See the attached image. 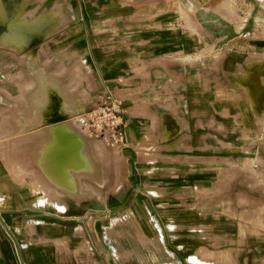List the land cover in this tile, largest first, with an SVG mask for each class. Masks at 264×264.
I'll list each match as a JSON object with an SVG mask.
<instances>
[{"label": "crops", "instance_id": "0c3cea01", "mask_svg": "<svg viewBox=\"0 0 264 264\" xmlns=\"http://www.w3.org/2000/svg\"><path fill=\"white\" fill-rule=\"evenodd\" d=\"M43 76L62 91L35 124ZM108 90L125 175L66 207L0 184V264H264L239 215L264 206V0H0V125Z\"/></svg>", "mask_w": 264, "mask_h": 264}, {"label": "rangeland", "instance_id": "374dc122", "mask_svg": "<svg viewBox=\"0 0 264 264\" xmlns=\"http://www.w3.org/2000/svg\"><path fill=\"white\" fill-rule=\"evenodd\" d=\"M38 91L40 94V98L36 99L30 106V114L32 115V117L36 119V121L34 122L35 124L48 121V119H45L44 117L48 116L53 111L55 103L58 99L54 95V93L61 92L62 88L55 79H51L46 76H43L38 84ZM59 99L61 100V97H59ZM59 108L61 111L62 110L65 111V109H67V111L65 112L71 113L72 115L74 113V110H71L69 107H67V105L63 101L60 102ZM20 115L21 114L19 112L14 114V116L10 117L9 113L5 112V114H3L1 119L2 124L0 125V131L2 134V142L0 143V167H2L6 171L7 175H4L2 177L0 184L7 185V187L10 184L11 190L12 189L17 191L23 190L22 191L23 197L27 199L29 198L31 202L34 203L50 202L58 205L57 203L49 200L47 196L49 193H47L44 182L41 180L42 177L41 173L43 172V170L45 173L46 172L45 169L48 170L46 172L47 173L46 176L50 177V180L53 182L57 181L56 183H52V186L57 192L64 194L62 198L66 201L67 205L69 204V201H73V200L80 201L82 199H76L75 197L70 196L69 192H67L68 188H66L67 185L65 179L63 178L67 168L66 166H64L65 164H68V166H72L71 169L74 170L75 173H77L75 177L78 176L76 177L78 180L76 184L81 182L80 186H82L85 189L88 187V184H90L89 188L92 187L93 189L94 188L96 189V187L111 188L110 185L111 186L113 184L115 185L116 182L125 175L127 164H126V159L124 157V154L126 153L124 149L122 150L121 148L120 151L119 148L110 146L105 142L101 141L100 139H98L97 141L86 140L85 132L80 127V124L77 119L78 113L74 114L73 116L71 115L70 118L68 117L69 120H72V122L74 123L75 128L80 132L79 136H75L73 138L72 135L70 136V134H68L69 129L66 130L65 128V127L68 128V126L64 125V122L65 120H67V118H65L64 121H62L61 123L56 124L58 127L56 125L55 126L53 125L52 127L51 126L31 127L30 123L26 125L25 122L20 120L19 118ZM54 122L57 121H51L48 123L52 124ZM54 127L55 128L57 127L56 128L57 130ZM61 127L64 128L65 130L62 129ZM58 129H59V133H57ZM47 130L49 132L52 131L55 134H59L60 136L62 135L63 138L62 145L58 144L57 145L58 148L56 149V151L48 149L49 141L46 142V139L48 137L49 132ZM52 132H50V134H53ZM67 135L70 137L68 138ZM65 137L68 140H66ZM74 138L75 140H73ZM66 142H69L70 145L69 143ZM51 143L54 142L50 141V144ZM45 144L46 146L44 147ZM66 145L68 146V148H66L67 147ZM71 145L74 150L72 148H69ZM64 148L65 150L62 151ZM68 149L73 150V152H71V150ZM114 149H116V153H114ZM262 150L264 151V148H262ZM65 151L67 152L65 153ZM56 153L57 155L60 154L59 155L60 157L63 156L64 161L65 160L66 161L62 162V164L60 165H57L56 164L57 160H55L56 157L53 156ZM66 154L69 155L67 156ZM49 162H51V164H49ZM243 165L248 167V161L244 160ZM55 185L56 187L57 185L59 187L56 188ZM1 194H3V192H1ZM106 194L102 196H94L90 198L103 197ZM238 197L239 196L237 195V198ZM242 200L244 201V204L246 206L241 208L239 211V215L241 219L245 221H249L250 219H252L253 221H255V218L257 217L258 220L261 218L264 221V206L254 207V204L250 199L248 193H246L245 197H243ZM60 207H64V206H60ZM236 210L238 211L236 207L226 209V211L227 212L230 211L231 214L236 212ZM262 223L263 224L259 225L261 226L262 229L261 228L258 229L256 225L258 223L252 224L250 226L255 228L256 231L258 232L259 231L264 232V222ZM245 226L248 229L249 224L247 223Z\"/></svg>", "mask_w": 264, "mask_h": 264}, {"label": "built area", "instance_id": "2783aa9c", "mask_svg": "<svg viewBox=\"0 0 264 264\" xmlns=\"http://www.w3.org/2000/svg\"><path fill=\"white\" fill-rule=\"evenodd\" d=\"M122 99L106 91L78 114V122L85 135L102 139L110 146L126 143Z\"/></svg>", "mask_w": 264, "mask_h": 264}, {"label": "bare ground", "instance_id": "6f19581e", "mask_svg": "<svg viewBox=\"0 0 264 264\" xmlns=\"http://www.w3.org/2000/svg\"><path fill=\"white\" fill-rule=\"evenodd\" d=\"M43 25V24H42ZM33 27V26H32ZM31 27V28H32ZM19 29V28H18ZM30 29V28H29ZM28 29V30H29ZM26 30V29H25ZM17 31H20V30H17ZM24 36V35H23ZM26 38V37H25ZM239 80V79H238ZM241 83V82H240ZM242 84V83H241ZM243 85V84H242ZM244 86V85H243ZM247 86V85H246ZM244 89V88H243ZM242 89V90H243ZM245 89H247V88H245ZM248 90V89H247ZM227 95V94H226ZM228 96V95H227ZM84 98V97H83ZM57 102V101H56ZM62 109V108H61ZM69 110V109H68ZM78 110V109H77ZM63 111V110H62ZM61 111V115L64 117V118H67V120H65V122H64V125H67L68 126V128L67 127H65V126H63V127H65L66 128V130H68L69 129V133L68 134H70V136L72 135V138L73 137H75V136H79V130H77L76 128H75V126H74V123L72 122V120H69V118H70V116H71V113H67V112H65V111H67V109H65V111H63L62 112ZM51 114V115H50ZM48 116H43L45 119H48V120H51L53 117H55V113H54V110L50 113ZM69 117V118H68ZM74 121H76V120H74ZM63 125V124H62ZM62 125H59V126H62ZM53 126V125H52ZM51 126V127H52ZM55 126V125H54ZM57 126V125H56ZM58 127V126H57ZM56 127V128H57ZM50 128V127H49ZM55 128V127H54ZM53 128V129H54ZM55 128V129H56ZM62 128V127H61ZM53 129H51V130H53ZM62 129H64V128H62ZM57 130V129H56ZM55 130V131H56ZM61 130V129H60ZM65 130V129H64ZM48 131V130H47ZM54 131V132H55ZM63 131V130H62ZM49 132V131H48ZM50 132H52V131H50ZM50 132H49V134H48V137H47V139H46V142L47 141H49V143H48V149H51V150H54V151H56V149L58 148V144L59 145H62V140H63V138H62V135L60 136L59 134H55V133H53V134H50ZM65 132V131H64ZM57 133H59V129H58V131H57ZM63 133V132H62ZM66 133V134H67ZM47 134H45V135H47ZM61 134V133H60ZM66 134H64V135H66ZM64 135H63V137H64ZM81 135V134H80ZM68 136V135H67ZM70 136H68V138L70 137ZM82 136V135H81ZM66 138V137H65ZM66 140H68L67 138H66ZM71 140V139H70ZM69 140V141H70ZM73 140H75V138L73 139ZM50 141L51 142H54V143H51L50 144ZM72 141V140H71ZM74 142V141H73ZM65 143V142H64ZM63 143V144H64ZM66 143H69V142H66ZM72 143V142H71ZM44 144V143H43ZM47 144V143H46ZM46 144L44 145V147L46 146ZM53 147H52V146ZM69 145H70V143H69ZM73 145V144H72ZM72 145L69 147V148H72ZM57 146V147H56ZM67 146V145H66ZM101 146V145H100ZM66 148H68V146L66 147ZM75 148H77V147H75ZM73 149V148H72ZM117 149V148H116ZM116 149H114V153H116ZM65 150V148L62 150V151H64ZM68 150H71V149H68ZM74 150V149H73ZM73 150H71V152H73ZM100 150H102V149H100ZM67 151H65V153H66ZM70 152V153H71ZM64 153V152H63ZM62 153V154H63ZM64 153V154H65ZM69 153V152H68ZM63 154V155H64ZM60 155V154H59ZM59 155H57V153L55 154V155H53V156H55L54 158H55V160H57L56 161V164L57 165H60V164H62V162H65L64 161V159H63V156H59ZM67 156L69 155V154H66ZM52 158V157H51ZM53 159V158H52ZM59 160V161H58ZM49 161H51V160H49ZM54 161V160H53ZM52 161V162H53ZM49 164H51V162H49ZM48 166V165H47ZM50 166V165H49ZM63 166V165H62ZM64 166H66L67 168H66V173H65V175H64V179H65V182H66V188H68V191L67 192H69V195L70 196H73V197H75L76 199H85V198H90V197H94V196H102V195H104V194H106L108 191H109V189H111L113 186H114V184L111 186L109 183V185H110V187L111 188H109V187H101V188H97L96 187V189L94 188H89L90 187V184H88V187L85 189V188H83L82 186H80L81 185V182L80 183H78V184H76L77 183V178L76 177H78V176H76L75 177V175L77 174V173H75V171L74 170H72L71 168H72V166H68V164H65ZM45 168H46V165H45ZM47 168H49V167H47ZM43 169V168H42ZM64 169H65V167H64ZM63 169V170H64ZM46 170V172L48 171L47 169H45ZM45 172V173H46ZM52 172V171H51ZM68 172V173H67ZM72 172V173H71ZM44 173V170H43V172L41 173V175H42V177H41V180L44 182V185H45V189L47 190V193H49L47 196H48V198H49V200L50 201H53V202H55V203H57L58 205H60V206H67V204H66V201L62 198V196L64 195V194H62V193H59V192H57L55 189H54V187L52 186V183H56L57 181H55V182H53V181H51L50 180V177H47L46 175H47V173L45 174ZM79 175V174H78ZM53 177V176H52ZM57 179V178H56ZM59 180V179H58ZM63 181V180H62ZM60 182V181H59ZM112 184V183H111ZM58 185H59V183H58ZM57 185V187H56V185H55V187L56 188H58L59 186ZM94 185V184H93ZM62 186V185H61ZM64 186V185H63ZM87 186V185H86ZM85 186V187H86ZM63 188V187H62ZM208 252V251H207ZM211 252V251H210ZM201 253H203V252H201Z\"/></svg>", "mask_w": 264, "mask_h": 264}]
</instances>
